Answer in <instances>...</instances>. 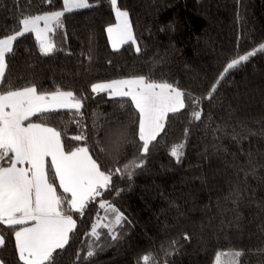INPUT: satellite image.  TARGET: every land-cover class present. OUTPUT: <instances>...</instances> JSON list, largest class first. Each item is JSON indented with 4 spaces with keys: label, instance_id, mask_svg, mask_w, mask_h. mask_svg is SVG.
<instances>
[{
    "label": "trees",
    "instance_id": "1",
    "mask_svg": "<svg viewBox=\"0 0 264 264\" xmlns=\"http://www.w3.org/2000/svg\"><path fill=\"white\" fill-rule=\"evenodd\" d=\"M89 3L65 13L62 27L48 34L55 47L47 56L32 33L18 37L0 86L72 91L82 102L75 119L74 110H60L54 119L37 114L31 121L67 132L66 151L89 147L105 172L136 156L142 160L131 177L113 175L83 216L69 213L76 227L54 254L55 264H143L149 254L154 264H214L218 255L236 251L242 253L238 264H264V52L220 77L230 61L264 42V0H117L135 43L116 51L106 33L115 24L109 0ZM61 10L63 0H0V38L14 34L22 14ZM140 76L171 83L185 103L168 114L143 155L131 102L91 91L93 84ZM195 111L201 119H193ZM121 129L126 137L114 151ZM78 134L86 139L71 138ZM177 145H183L179 159L170 154ZM55 187L67 195L58 181ZM99 201L123 217L112 225L117 239L107 227L113 214ZM93 225L99 239L90 234ZM0 232L7 237L0 261L22 264L11 230L0 225Z\"/></svg>",
    "mask_w": 264,
    "mask_h": 264
},
{
    "label": "snow or ice",
    "instance_id": "2",
    "mask_svg": "<svg viewBox=\"0 0 264 264\" xmlns=\"http://www.w3.org/2000/svg\"><path fill=\"white\" fill-rule=\"evenodd\" d=\"M109 3L117 24L107 27L106 32L112 49L116 51L129 41L134 44L135 39L128 22V13L118 8L117 0H109ZM90 6L89 0H63L61 11L44 15L22 14L17 19L14 34L0 38V86L6 78V55L13 53V44L18 37L27 33L35 34L40 53L47 56L55 47L48 34L54 28L62 27L65 13ZM136 50L139 52L140 49ZM258 51L264 52V45ZM255 54L249 52L233 59L223 69L221 78ZM215 90L214 85L209 98ZM91 91L107 92L110 98H126L131 102L128 107L134 109V121L138 122L141 155L149 152L150 144L164 129L168 114L185 107L184 93L177 87L167 82H155L144 76L93 84ZM121 106L124 107L125 104L122 103ZM81 108V99L72 91L56 89L50 93H40L35 85L23 89H12L9 86L7 91L0 87V225L10 229L14 235L15 252L22 264H55L54 254L58 255L57 250L65 248L69 243L70 233L76 227V222L69 213L76 212L83 216L88 205L97 202L96 198L110 188L113 175L131 177L135 169L142 167V160L136 156L122 168L118 166L114 172H105L90 155L89 147L79 146L75 150L66 151L62 137L67 136V132L46 123L31 121V117L37 114H48L47 119H54L53 114L60 110H74L72 115L75 119ZM193 119H201V113L195 111ZM114 135L118 137V140L113 141L114 151H118L119 141L126 137V133L121 129ZM71 138L76 141L86 139L83 134ZM182 148L183 145L174 146L170 154L179 159ZM48 158L50 164L46 165ZM5 160L8 165L6 167L2 166ZM57 181L59 189L67 195L58 194L55 187ZM98 203L101 210L113 214L107 227L112 239H117L112 225L118 226L123 217L110 204L103 201ZM97 219L100 217L97 216ZM90 234L99 239L96 225H93ZM6 242V235L0 232V247H4ZM93 255L92 250L87 251V257ZM241 255L239 251L233 253V264H238ZM154 260L150 254L146 255L143 264H154ZM137 264L141 262L138 260Z\"/></svg>",
    "mask_w": 264,
    "mask_h": 264
},
{
    "label": "rangeland",
    "instance_id": "3",
    "mask_svg": "<svg viewBox=\"0 0 264 264\" xmlns=\"http://www.w3.org/2000/svg\"><path fill=\"white\" fill-rule=\"evenodd\" d=\"M121 10V9H120ZM121 11H123V10H121ZM114 16H115V13H114ZM128 22H129V19H128ZM117 24V20H116V17H115V24H113V25H111V26H115ZM130 24V23H129ZM41 27H43V23H41ZM33 34V33H32ZM34 36H35V34H33ZM133 35V34H132ZM107 37H108V34H107ZM134 38V37H133ZM108 41H109V39H108ZM129 42H131V41H129ZM109 44H110V47L112 48V46H111V43L109 42ZM261 45H264V42H262L260 45H258L257 47H255V48H253L252 50H250V51H248V52H246V53H244V54H247V53H249V52H259L258 51V49L260 48V46ZM122 46V45H121ZM120 46V47H121ZM119 47V48H120ZM243 55V54H242ZM238 58V57H237ZM231 62V61H230ZM227 66V65H226ZM223 73V72H222ZM221 76H222V74H221ZM220 76V77H221ZM103 83H109V82H103ZM222 257H224V255L222 256V255H219V264H232V261H233V256L231 255V254H228L227 256H225L224 257V259L222 260L221 258ZM214 264H217V259H216V261H215V263Z\"/></svg>",
    "mask_w": 264,
    "mask_h": 264
},
{
    "label": "crops",
    "instance_id": "4",
    "mask_svg": "<svg viewBox=\"0 0 264 264\" xmlns=\"http://www.w3.org/2000/svg\"><path fill=\"white\" fill-rule=\"evenodd\" d=\"M107 33V32H106ZM47 163H50V158H48V160L46 161V165H47Z\"/></svg>",
    "mask_w": 264,
    "mask_h": 264
}]
</instances>
